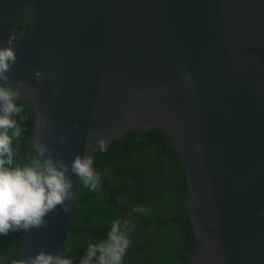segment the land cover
Segmentation results:
<instances>
[{"label": "water", "instance_id": "95a60500", "mask_svg": "<svg viewBox=\"0 0 264 264\" xmlns=\"http://www.w3.org/2000/svg\"><path fill=\"white\" fill-rule=\"evenodd\" d=\"M0 46L35 146L70 166L98 136L161 129L184 165L191 263L264 264V0H0ZM71 179L68 211L25 231L18 264L64 252Z\"/></svg>", "mask_w": 264, "mask_h": 264}, {"label": "trees", "instance_id": "16d2710c", "mask_svg": "<svg viewBox=\"0 0 264 264\" xmlns=\"http://www.w3.org/2000/svg\"><path fill=\"white\" fill-rule=\"evenodd\" d=\"M23 21L14 25L19 34ZM38 79L36 74L31 83ZM12 119L21 129L13 137L14 162L24 165L38 157L33 142L36 115L23 100ZM13 129H9L11 135ZM100 175L95 191L80 180L70 230L63 254L80 264L90 243L107 237L114 220L128 221L131 241L122 264H192L196 235L188 215V186L184 165L174 146L159 128L129 131L100 150L93 161ZM145 211H137V209ZM24 229L0 234V264H18Z\"/></svg>", "mask_w": 264, "mask_h": 264}, {"label": "clouds", "instance_id": "9594fccd", "mask_svg": "<svg viewBox=\"0 0 264 264\" xmlns=\"http://www.w3.org/2000/svg\"><path fill=\"white\" fill-rule=\"evenodd\" d=\"M16 60L14 48L0 46V81L7 82L0 83V234L4 235L14 229L27 231L42 226L45 217L58 206L67 212L68 201L74 196L71 174L79 177L92 191L98 188L101 179L93 168L90 152L77 154L69 166L47 154V147L39 143L36 145L37 158L28 164H15L12 139L20 136L21 129L12 116L22 109L16 103L19 88L9 82L8 73ZM9 129H13L11 135ZM97 144L100 150H106L104 138L98 136ZM129 233L128 221L122 225L120 220H114L106 238L88 245L80 264H122L131 243ZM20 264H73V261L63 253L40 251L21 260Z\"/></svg>", "mask_w": 264, "mask_h": 264}, {"label": "flooded vegetation", "instance_id": "af4514ba", "mask_svg": "<svg viewBox=\"0 0 264 264\" xmlns=\"http://www.w3.org/2000/svg\"><path fill=\"white\" fill-rule=\"evenodd\" d=\"M21 32V31H20ZM18 34L14 35L13 38H16Z\"/></svg>", "mask_w": 264, "mask_h": 264}]
</instances>
